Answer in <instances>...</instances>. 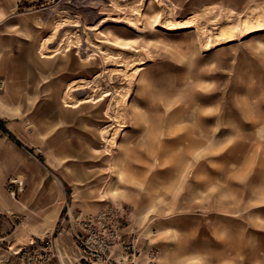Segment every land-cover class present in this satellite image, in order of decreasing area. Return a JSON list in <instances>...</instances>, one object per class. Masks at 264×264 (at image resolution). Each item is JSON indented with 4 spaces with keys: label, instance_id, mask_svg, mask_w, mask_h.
<instances>
[{
    "label": "rangeland",
    "instance_id": "1",
    "mask_svg": "<svg viewBox=\"0 0 264 264\" xmlns=\"http://www.w3.org/2000/svg\"><path fill=\"white\" fill-rule=\"evenodd\" d=\"M261 3L0 0V264H72L105 212L140 264H264V31L216 25Z\"/></svg>",
    "mask_w": 264,
    "mask_h": 264
},
{
    "label": "built area",
    "instance_id": "2",
    "mask_svg": "<svg viewBox=\"0 0 264 264\" xmlns=\"http://www.w3.org/2000/svg\"><path fill=\"white\" fill-rule=\"evenodd\" d=\"M120 223L112 212L79 222L72 235L74 264H140L136 253L123 248Z\"/></svg>",
    "mask_w": 264,
    "mask_h": 264
},
{
    "label": "bare ground",
    "instance_id": "3",
    "mask_svg": "<svg viewBox=\"0 0 264 264\" xmlns=\"http://www.w3.org/2000/svg\"><path fill=\"white\" fill-rule=\"evenodd\" d=\"M144 8H146V7H144ZM168 8H169V6H168ZM209 8L210 9L211 8L214 9L213 12H216L214 6L213 7H209ZM169 9H171V8H169ZM161 12H163V11H161ZM140 13H139V15H141ZM226 14H227V17H228L227 22L224 23V22H220V20H219V21H217V24H216V25H218V31H219L217 39L219 41H221V42L223 41V43H225V42L228 43V42L234 41L236 39L235 37L237 35H240L242 37V36H247V35H252V34H257V33L259 34V32L264 31V3L255 4L253 7H250L247 10H242V11H239V12H236V11H234L232 9H228ZM170 18H169V20H170ZM148 19H149L148 21H149L151 27H154V25L160 19V14L158 12H156L155 15L153 14V17H151V18L149 17ZM145 21H146V19H145ZM159 25H161V24H159ZM170 25H173L172 27H170L171 30H182V29H187V28L190 27L189 26L190 25L189 21L188 22L187 21H184V22H177L176 21V22H174V24H170ZM213 39H214V37H213ZM207 40H209V39H207ZM208 43H209V41H208ZM113 45L119 46V47H121L123 49L124 48L126 49V47L129 46V45L131 47H133V45L129 44V42H123L121 39L120 40L115 39V44L112 43V46ZM127 50H129V49H127ZM138 70H139V68L135 71L134 78L135 77H137V78L140 77L142 71L139 72ZM138 80H140V78ZM71 92H72V89H70V90L68 89V91L66 92L65 98L68 100V101H66L67 102L66 106L77 105V103L78 104H80V103H88L90 101V100L86 99V100H78L77 102L73 103V102H71V100L73 98V97H71V95H72ZM107 95H108V93H107ZM15 182H18V180H13L12 181V183H15ZM109 194L112 195L113 197L115 196V192L111 191V189L109 191ZM67 257L69 258V260H71L72 264H74V256L73 255H69ZM153 259H155L154 261H157V257L153 256ZM92 264H100V263L93 262Z\"/></svg>",
    "mask_w": 264,
    "mask_h": 264
},
{
    "label": "crops",
    "instance_id": "4",
    "mask_svg": "<svg viewBox=\"0 0 264 264\" xmlns=\"http://www.w3.org/2000/svg\"><path fill=\"white\" fill-rule=\"evenodd\" d=\"M82 85V84H81ZM80 89H85V88H80ZM79 89V90H80ZM73 91H75V90H73L72 89V92ZM65 95H66V93H65ZM108 96V95H107ZM84 104H87V103H80V104H78L77 103V105H73V106H67V107H69V108H78V107H80V106H82V105H84ZM129 105V104H128ZM104 134H105V132L106 131H102ZM108 141V140H107ZM110 144L114 147V148H118L119 146H118V143L115 141V140H112V141H110L109 142V144L107 145V147L108 146H110ZM123 149H124V146L122 145V146H120V148L118 149V152H119V155L122 153V151H123ZM122 174H121V169H120V166L118 165V164H115L114 165V167L112 168V172H111V178L109 179V181L106 183V187H105V189H104V192H103V194H102V197L104 198V200H107V199H110L111 201H118L119 199H121V198H124V196H125V194H124V190H121V189H117V183L119 182V181H121L122 179ZM119 186V185H118ZM110 189H111V191H113V192H115V196L113 197L112 195H110L109 194V191H110ZM258 203L253 207V208H251V209H255V208H259V207H264V203H262V201H257ZM251 209H249V210H247V211H250ZM247 211H244V212H242V213H240V214H245ZM225 215H232V216H238V215H240V214H233V213H224ZM146 215V214H145ZM155 220V219H154ZM154 220H152L151 222H149V223H152ZM250 221H251V223H256L257 221H258V219L256 218V216H252L251 218H250ZM150 225V224H149ZM148 228V227H147ZM145 229L144 231H143V233L141 234V236H143V237H150V238H153V237H155V235L152 233H150V235H146V232H147V230L148 229ZM160 235V234H159ZM152 240V239H151ZM61 258V257H60ZM61 259H63V258H61Z\"/></svg>",
    "mask_w": 264,
    "mask_h": 264
},
{
    "label": "trees",
    "instance_id": "5",
    "mask_svg": "<svg viewBox=\"0 0 264 264\" xmlns=\"http://www.w3.org/2000/svg\"><path fill=\"white\" fill-rule=\"evenodd\" d=\"M0 128L4 131V132H6L8 135H10V133L7 131V129L4 127V125L2 124V122L0 121ZM16 144H20L18 141H16Z\"/></svg>",
    "mask_w": 264,
    "mask_h": 264
}]
</instances>
